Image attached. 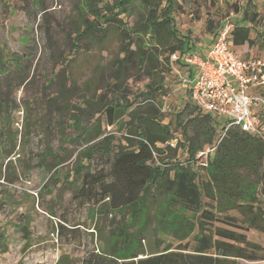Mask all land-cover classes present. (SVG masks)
Returning a JSON list of instances; mask_svg holds the SVG:
<instances>
[{"label":"rangeland","instance_id":"rangeland-1","mask_svg":"<svg viewBox=\"0 0 264 264\" xmlns=\"http://www.w3.org/2000/svg\"><path fill=\"white\" fill-rule=\"evenodd\" d=\"M155 1L159 8L148 6L147 14H141L129 0H0V119L6 123L5 136L0 137V264H82L97 252L98 232L117 228L130 251L136 246L133 233L143 225L155 228L160 251L185 245L191 249L200 223L206 229L226 228L225 216L241 220L236 211L222 212L205 198L194 211L177 206L170 197L159 202L154 196L149 205L108 212L94 198L78 196L81 173L106 169L107 157L138 146L144 140L142 124L165 136L166 142L155 148L163 150L160 157L168 162L177 161L169 177L178 165H190L196 186L207 179L209 166L199 165V152L188 153L186 144L177 143L187 138L183 124L204 114L191 104L182 84L187 70L170 60L165 64L170 53L158 50L161 66L151 71V77L129 68L130 79L119 89L111 87L115 81L108 64L121 48L135 50V36L144 46H153V20L169 22L176 37L192 46L189 52L199 53L228 22L233 28L238 23L250 29L253 43L246 53L247 46L230 44L234 53L264 57V0ZM245 12L254 22L243 21ZM110 17L122 25L110 22L92 32L93 37L74 41L80 22L100 27ZM122 30L129 35H122ZM105 107L125 113L107 125ZM205 115L215 123L212 146L228 121ZM93 126L98 136L85 143L84 134ZM259 131L257 136L264 141V116ZM189 132L193 133L191 128ZM171 142L177 159L166 148ZM203 212L217 214L218 221H204ZM60 223L64 230L58 234ZM246 236L264 246V234L249 230ZM141 244L146 246L147 241Z\"/></svg>","mask_w":264,"mask_h":264},{"label":"trees","instance_id":"trees-1","mask_svg":"<svg viewBox=\"0 0 264 264\" xmlns=\"http://www.w3.org/2000/svg\"><path fill=\"white\" fill-rule=\"evenodd\" d=\"M154 1L129 0V3L137 4L141 14H147L148 6L151 9L159 8L158 3ZM90 7L88 5V9ZM90 16L94 17L93 14ZM243 21L254 22V17L249 18L248 13L245 12ZM110 22L122 25L116 17L107 18L105 22H101L100 27H95L89 21L80 22L74 41L93 37L95 33L92 32L101 31L103 29L101 27ZM151 30L153 46H144L145 42L142 38L135 36V40L132 39L135 50H130L128 47L121 48L119 56L108 64L110 78L115 81V84L111 86L114 89L121 88L119 85L130 79V75L127 74L129 68L138 69V71L141 69L144 75L151 77V71L161 66L157 58L159 49L170 53L165 58L166 65H169L171 54L175 52L184 54L192 49L188 41L179 40L176 37L166 20H153ZM125 34L129 35L122 30V35ZM229 43L233 47L247 46V51L253 43L250 39V29L235 23L230 32ZM1 104L0 100V107ZM124 113V110L117 111L114 107H107L104 110L107 125H113ZM142 125L144 140H141L138 146L107 157L106 169L96 170L93 173L87 170L81 173L79 197L88 201L94 198L96 203L106 205L108 212L136 208L143 202L149 205L154 196L159 202L170 197L177 206L194 211L205 198L213 201L222 212L236 211L241 220L225 216L222 223L226 228L211 226L206 229L200 223L199 238L195 240V246L191 249L187 245L180 246L175 248L176 251L171 252H168V248L160 251L155 228L151 226L143 225L134 231L133 241L136 246L130 251L127 250L129 245L127 246L126 240H122L125 235L120 228H117V232L115 230L107 233L99 231L97 252H91L82 264H235L234 259L263 262L264 246L248 240L246 236L249 230L264 234V141L262 136H251L239 131L236 127L228 129L213 155L208 159L207 179L198 187L193 182L196 172L190 165L186 167L178 165L179 169H175L173 177H169L168 173L177 166L175 164L177 161L168 162L166 157H160V154L164 153L163 150L155 148L156 143L166 142L165 136L150 130L146 124ZM183 126L186 133L188 132L186 141L177 143L186 144L185 149L188 153L207 148L216 136L215 123L205 114L192 118ZM4 127L6 123L0 119V137L5 136ZM94 127L96 126L84 134L85 143L92 142L98 136V133L93 131ZM190 128L193 131L192 134L189 132ZM128 139L132 140L133 137L129 136ZM166 148L173 152L172 158L177 159L175 149L169 146ZM151 150L158 154L160 166L155 165ZM5 156H9L8 153ZM83 167L87 168L84 165ZM102 210L101 208L99 213H102ZM216 216L217 214L211 212H203L201 219L214 223L218 221ZM62 230L64 225L60 223L57 227L58 234ZM141 241H147V245L143 246ZM139 256L144 257L138 259Z\"/></svg>","mask_w":264,"mask_h":264},{"label":"built area","instance_id":"built-area-1","mask_svg":"<svg viewBox=\"0 0 264 264\" xmlns=\"http://www.w3.org/2000/svg\"><path fill=\"white\" fill-rule=\"evenodd\" d=\"M232 29L228 22L202 53L175 52L169 56L171 65L187 70L182 84L187 87L191 104L203 114L228 121L215 143L197 153L202 167L208 166L209 157L228 129L236 127L251 136L260 135L259 115L264 114V57L237 56L229 43ZM168 146L174 149L175 144L171 142ZM151 152L155 165L160 166L158 154Z\"/></svg>","mask_w":264,"mask_h":264},{"label":"crops","instance_id":"crops-1","mask_svg":"<svg viewBox=\"0 0 264 264\" xmlns=\"http://www.w3.org/2000/svg\"><path fill=\"white\" fill-rule=\"evenodd\" d=\"M246 27H247V26H246ZM246 52H248V51H246ZM248 57H250V56H248ZM244 58H246V57H244ZM262 92H263V91H262ZM259 116H260V118H262V117L264 116V114L260 113ZM260 118H259V119H260ZM250 263H251V264H255V263H259V262H250Z\"/></svg>","mask_w":264,"mask_h":264},{"label":"water","instance_id":"water-1","mask_svg":"<svg viewBox=\"0 0 264 264\" xmlns=\"http://www.w3.org/2000/svg\"><path fill=\"white\" fill-rule=\"evenodd\" d=\"M142 257L138 258V259H141Z\"/></svg>","mask_w":264,"mask_h":264}]
</instances>
